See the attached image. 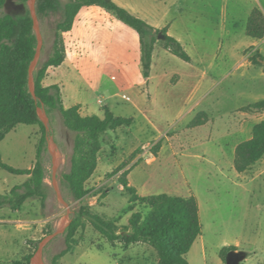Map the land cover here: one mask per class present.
I'll use <instances>...</instances> for the list:
<instances>
[{"label":"rangeland","instance_id":"obj_1","mask_svg":"<svg viewBox=\"0 0 264 264\" xmlns=\"http://www.w3.org/2000/svg\"><path fill=\"white\" fill-rule=\"evenodd\" d=\"M56 1L57 12L37 16L41 48L34 71L52 53L56 25L67 3ZM112 1L147 23L171 25L172 34L182 40L192 61L185 62L158 49L153 69L154 76L160 78L154 86L158 102H145V112L136 114L122 105L123 98L135 89L147 101V92L152 89L142 75L138 35L111 12L97 7L110 19L85 36L82 52L90 56V62H67L55 75L63 88L64 105L81 103L89 111L82 108V114L97 116L108 109L117 117H134L135 122L102 138L97 171L86 184L90 193L82 200H73L62 175L70 169L74 133L64 126L58 111L47 113L39 108L46 131V206L42 209L38 200L30 199L19 211L0 209V264H26L25 257L36 245L30 261L34 264L40 243L48 238V226L57 234L41 249V262L51 264L52 258L66 249L65 230L82 205L114 220L119 228L128 225L133 212L145 215L143 206L130 207L129 195L118 182L122 171L112 174L123 163V170H129L131 186L133 169L143 164L140 178L150 195L188 197L192 193L198 198L202 234L186 255L188 264H225L219 256L223 246H234L236 251L246 253L247 260L241 264H264V157L241 174L234 170L230 157L238 143L251 137L253 126L264 120V109L249 107L264 100V65L250 63L261 53L252 52V48L243 52L254 42L243 32L247 14L253 7L264 13V0ZM26 9L28 4L20 0H7L0 8V16L9 13L19 17ZM61 35L64 45L69 46ZM258 48L264 55V37ZM210 63L215 67L196 91L197 82L202 81L198 80L200 70ZM175 74L182 78L181 82L174 83L178 79L172 80ZM45 79L44 86L49 82L48 73ZM171 98L175 103L164 106ZM195 120L203 125L192 127ZM40 133L38 125H17L0 142L1 160L16 169H30L35 163ZM25 180L26 176L12 175L0 168V194ZM77 240L80 244L58 264H157V254L149 245L112 246L90 224L77 234Z\"/></svg>","mask_w":264,"mask_h":264},{"label":"trees","instance_id":"obj_2","mask_svg":"<svg viewBox=\"0 0 264 264\" xmlns=\"http://www.w3.org/2000/svg\"><path fill=\"white\" fill-rule=\"evenodd\" d=\"M27 5L29 0H20ZM7 0H0L3 8ZM98 6L111 12L125 25L131 27L138 35L140 44V63L142 75L148 78L153 60L155 45L159 42L164 49L190 62L191 58L181 44L169 36L167 28H156L145 20L119 7L112 0H67L63 18L56 25L52 53L47 60L34 71L35 97L33 98L28 85L29 66L36 53L37 39L34 33L33 20L30 12L15 17L9 13L0 16V142L17 125H38L40 137L36 145L35 163L30 169L21 170L4 163L0 157V168L12 175H25L26 181L14 186L8 193L0 194V209L9 208L19 211L27 200H38L45 209L49 186L46 183V131L39 119L37 109L43 107L47 113L58 111L64 126L74 133L73 148L70 158V169L62 175V180L73 200L84 199L90 191L87 182L98 167V156L102 147V138L107 137L120 127H130L132 118L115 116L110 110L104 109L102 116L80 113V106L66 108L62 101L58 85L44 86L43 81L49 68L59 67L65 59L66 51L62 35L71 30L75 16L84 7ZM56 0H36L35 10L38 17L47 16L58 11ZM245 35L253 39L264 37V14L253 8L245 27ZM252 65L264 64V56L251 58ZM255 110L264 109V100L249 106ZM203 125L195 120L192 127ZM264 157V120L255 124L251 137L236 145L233 167L237 173L248 171ZM126 163L118 166L113 175L120 173L118 182L122 190L129 195L130 207L143 206L147 213L135 211L131 214L128 225L119 228L116 222L91 211L89 206H80L65 230L66 249L55 255L51 264L70 253L79 242L77 234L84 231L87 224L112 246L120 243L124 247L143 243L152 247L157 254V264H188L186 255L196 239L202 234L198 199L178 197L167 194L141 197L128 181L129 170H123ZM134 208L130 209L131 211ZM53 234L48 226L46 236ZM35 245L33 250H36ZM32 250V252H33ZM234 246L221 248L219 256L225 263L226 254L236 251ZM32 252L25 257L30 264Z\"/></svg>","mask_w":264,"mask_h":264},{"label":"crops","instance_id":"obj_3","mask_svg":"<svg viewBox=\"0 0 264 264\" xmlns=\"http://www.w3.org/2000/svg\"><path fill=\"white\" fill-rule=\"evenodd\" d=\"M97 7L98 6H90V7H84V8H82V9L79 10V12L77 13V15L75 16V19H74V22H73V25H72L71 30L68 31V32H66V33H63L64 34V39H66L68 41V44H69V46L64 45L65 51H66V55H65L64 62L59 67H57V68H53L52 67L53 70H48V72H47L49 74V82L46 84V86L58 85L59 88H60L61 96H62V89L63 88L60 86V83L57 82V79H56L57 76H55V75L58 74V71L62 67V65L65 64V63H67V62L69 63V65L70 64H73V65H81L82 63H89L90 62V60H89V57L90 56L88 54L82 52V49H84V42H85L84 39H85V36H88L89 32H92V30L95 29V27L97 25H102L103 22L105 23V22H107L110 19L109 18L110 16H108L107 14H103V12L100 11V10H98ZM253 8H257V7H253ZM253 8L247 14V19H248L249 15H250L251 11L253 10ZM110 22H111V24L114 23L111 20H110ZM148 24H150L151 26L156 27V28H164V27H166L167 28L168 35L171 36V37H173V38L175 37L172 34V32H171V25L169 26L165 22L164 23L163 22L157 23L155 21H151ZM245 27H246V23H245L244 29H243V32L244 33H245ZM242 28L243 27H241V29ZM223 29H224V31H226L227 27H225V25H224L223 26ZM174 39H176L181 44V46H182V40L179 37H175ZM261 41H262V39H260V40L259 39H254V42L253 43H250V44L247 45V47H244L243 48V52L245 50L249 49V48H252V50H251L252 52H255V51L259 50L260 53L262 54L261 50L258 48V45H259V43H261ZM63 42H64V40H63ZM136 44H137V53L140 54V44H139V38H138V36L136 37ZM158 49H162V50L167 51L166 49H164L163 44H160V42L155 45L154 52H153L152 65H151V69H150V75H149L148 78H144L143 77L146 86H150L152 88L151 91H148L147 92V95H146L147 101L145 100L144 94L141 93L138 90H135V89L130 90V92L128 93V95L123 98V104L122 105H124L125 107L132 108L136 114H141V113H144L145 112V110L143 108L144 107L143 105H144L145 102H147L148 105H154V104H156L158 102L157 101L158 94L155 92V90H154L155 87L154 86H155V80L156 79H160V78H158L157 76H154V73H153V69H154L155 61H156V56H157L156 55V51ZM183 49H184V47H183ZM243 52H242V54H243ZM262 56H264V55L262 54ZM243 60H244L245 63L247 62V60L245 61L244 56H243ZM263 65L264 64L261 63V64H258V65H255V66H263ZM214 67H215V64L214 63H210V64L206 65L205 67H203L200 70L201 76H199V79L198 80H202V81H198L197 82V84H196V91L199 89V86H201L202 84L205 83L207 74L211 70H213ZM174 77H178V79L174 83L181 82L182 78L178 74H175L172 77V80H173ZM168 79H169V76H168ZM62 101H63V96H62ZM174 103H175V100L171 98V99H168V101H166L163 104L166 107H170ZM63 104H64V101H63ZM75 105H79L80 106V113H81V109L82 108H85L86 111L89 112L88 111V107L86 105H84V104H81V103H77V104H74V105H71V106H65V105L64 106L66 108H70V107L75 106ZM82 115L87 116V115H91V114L87 113V114H82ZM131 118L133 119V122H135V118L134 117H131ZM147 120H148V123L151 124L154 127V129H156L154 123L149 118ZM235 148H236V146L232 149V152L230 154V157L232 158V160H234ZM96 171H97V169H96ZM141 171H143V164H141L138 167H136V168L133 169V171L131 173L132 176H133L132 186L136 189L137 194L139 196H141V197L149 196L150 195V193H149L150 191L147 189L146 182L142 181V179L140 178V175L142 174ZM18 176H25V175H18ZM26 179H27V176H26ZM191 195H194V194L191 193L189 196H191ZM199 209H200V207H199ZM116 244L121 245L120 243H115V245ZM70 253H68V254H70Z\"/></svg>","mask_w":264,"mask_h":264},{"label":"water","instance_id":"obj_4","mask_svg":"<svg viewBox=\"0 0 264 264\" xmlns=\"http://www.w3.org/2000/svg\"><path fill=\"white\" fill-rule=\"evenodd\" d=\"M35 2L36 0H29L28 1V6H29V12L31 15V18L33 20V28H34V33L36 35V39H37V46H36V53L34 56V59L32 60V62L30 63L29 66V73H28V85H29V90L33 96L34 99H36L35 97V87H34V69L38 63L39 60V54H40V48H41V39H40V35L38 33L37 30V15H36V10H35ZM37 113L40 118V113H39V108L37 109ZM42 121V120H41ZM57 234V232L51 234L48 236L47 239L43 240L40 245H39V249L35 255V259H34V264H42L41 262V249L43 248V246L46 244V241H48L50 238H52L53 236H55ZM247 258L246 253L244 252H240V251H229L226 254V258H225V264H241V262Z\"/></svg>","mask_w":264,"mask_h":264}]
</instances>
